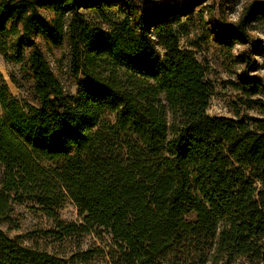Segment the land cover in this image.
<instances>
[{
    "label": "trees",
    "instance_id": "1",
    "mask_svg": "<svg viewBox=\"0 0 264 264\" xmlns=\"http://www.w3.org/2000/svg\"><path fill=\"white\" fill-rule=\"evenodd\" d=\"M199 1L0 0V59L31 91L19 101L0 73V224L28 200L64 237L107 232L111 264L264 262V44L251 35L264 36V0L211 23L229 53L250 47L234 56L233 117L207 114L214 88L169 26ZM66 197L82 224L58 219ZM86 255L59 261L0 230V264Z\"/></svg>",
    "mask_w": 264,
    "mask_h": 264
},
{
    "label": "rangeland",
    "instance_id": "2",
    "mask_svg": "<svg viewBox=\"0 0 264 264\" xmlns=\"http://www.w3.org/2000/svg\"><path fill=\"white\" fill-rule=\"evenodd\" d=\"M142 1L154 3L165 1L168 4L177 5L176 7H182L184 3L192 2V0ZM253 1L260 0H200L194 4L189 13L177 15L169 22L170 28L178 37L179 50L190 52L205 68V79L214 88V96L211 98L207 109L208 115L233 117L230 104L236 101L237 93L233 90L231 82H235L238 76L242 75V66L234 62V56L242 51L247 54L250 48L248 45H236L229 53L215 42L210 30L211 23L215 21L220 25L223 19L236 21L243 6ZM44 16L47 17V14ZM251 35L256 37L257 43L261 46L264 44V36L258 27L251 31ZM49 63L52 70L65 83V64L59 71L52 59H49ZM256 65H261L258 56L256 57ZM0 73L4 76L12 94L19 101L31 94L30 90L26 88L19 90L11 83L9 75L14 74L18 78L16 68L7 65L1 59ZM257 73L264 77V70L259 69ZM71 91L73 92L74 89ZM42 165L45 168L54 166L47 162L42 163ZM1 171L0 167V173ZM55 211L58 219L65 226L82 224L76 207L67 197L58 203ZM0 230L9 239H17L22 246L39 252H47L63 262L75 255L80 256L88 253L86 255L87 261L83 264H111V255L115 251L110 235L102 229L70 237L62 236L52 219L46 217L41 207L34 201L13 202L9 220L0 224ZM231 264H264V262L250 263L248 259L239 257L234 259Z\"/></svg>",
    "mask_w": 264,
    "mask_h": 264
}]
</instances>
